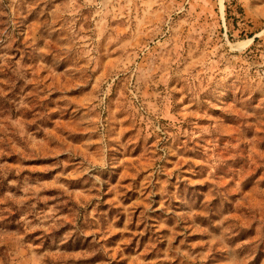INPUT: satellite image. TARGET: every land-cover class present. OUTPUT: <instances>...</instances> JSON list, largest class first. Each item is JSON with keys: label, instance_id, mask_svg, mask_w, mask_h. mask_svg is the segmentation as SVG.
<instances>
[{"label": "rangeland", "instance_id": "1", "mask_svg": "<svg viewBox=\"0 0 264 264\" xmlns=\"http://www.w3.org/2000/svg\"><path fill=\"white\" fill-rule=\"evenodd\" d=\"M0 264H264V0H0Z\"/></svg>", "mask_w": 264, "mask_h": 264}]
</instances>
